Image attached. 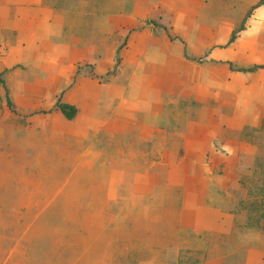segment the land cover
<instances>
[{
    "label": "rangeland",
    "instance_id": "obj_1",
    "mask_svg": "<svg viewBox=\"0 0 264 264\" xmlns=\"http://www.w3.org/2000/svg\"><path fill=\"white\" fill-rule=\"evenodd\" d=\"M263 61L264 0H0V264H264Z\"/></svg>",
    "mask_w": 264,
    "mask_h": 264
},
{
    "label": "trees",
    "instance_id": "obj_2",
    "mask_svg": "<svg viewBox=\"0 0 264 264\" xmlns=\"http://www.w3.org/2000/svg\"><path fill=\"white\" fill-rule=\"evenodd\" d=\"M232 38V37H231ZM257 68H264V61L260 63H255L249 67L244 68L245 70H254ZM58 107L61 112L68 118H71L75 115L77 108L73 103H69L67 101H58Z\"/></svg>",
    "mask_w": 264,
    "mask_h": 264
}]
</instances>
